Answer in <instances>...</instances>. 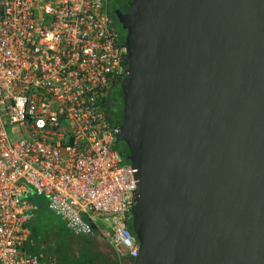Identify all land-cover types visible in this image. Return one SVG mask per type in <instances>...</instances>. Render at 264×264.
<instances>
[{
  "label": "water",
  "instance_id": "95a60500",
  "mask_svg": "<svg viewBox=\"0 0 264 264\" xmlns=\"http://www.w3.org/2000/svg\"><path fill=\"white\" fill-rule=\"evenodd\" d=\"M117 18L131 264H264V0H132Z\"/></svg>",
  "mask_w": 264,
  "mask_h": 264
},
{
  "label": "built area",
  "instance_id": "2783aa9c",
  "mask_svg": "<svg viewBox=\"0 0 264 264\" xmlns=\"http://www.w3.org/2000/svg\"><path fill=\"white\" fill-rule=\"evenodd\" d=\"M107 0H0V264H41L24 250L44 197L75 235L95 220L128 259L136 169L118 149L109 96L126 76L125 38ZM103 231V230H102Z\"/></svg>",
  "mask_w": 264,
  "mask_h": 264
},
{
  "label": "trees",
  "instance_id": "16d2710c",
  "mask_svg": "<svg viewBox=\"0 0 264 264\" xmlns=\"http://www.w3.org/2000/svg\"><path fill=\"white\" fill-rule=\"evenodd\" d=\"M122 96V92L120 93ZM111 120L114 123L120 124L122 120V108L117 116L113 114ZM122 148L118 146L119 151L125 156L128 154L126 145L123 142H119ZM119 145V144H118ZM128 162V161H127ZM29 202L36 205L34 212V218L26 225L28 231V239L24 245V250L31 255L36 256L41 264H46L47 258L42 252V241L48 240L49 237H54V254H50V257H54L57 252V245L65 249V253L68 257V264H120L123 260L115 262L113 257L104 255L98 250L97 244L94 243L93 238L83 241L79 239V235H75L70 232L64 222L48 209V202L44 197H36L31 195ZM128 227L131 233L134 235L131 229V219L128 220ZM49 230L50 235L45 236V231ZM135 236V235H134ZM46 240V243H47ZM56 247V248H55ZM48 263V262H47Z\"/></svg>",
  "mask_w": 264,
  "mask_h": 264
},
{
  "label": "rangeland",
  "instance_id": "374dc122",
  "mask_svg": "<svg viewBox=\"0 0 264 264\" xmlns=\"http://www.w3.org/2000/svg\"><path fill=\"white\" fill-rule=\"evenodd\" d=\"M108 1V0H107ZM117 28L122 32L123 30H122V28H121V26L120 25H118L117 26ZM57 216V215H56ZM60 218V217H59ZM83 219L87 222V223H90V225L93 223L94 224V227H93V232H94V236H95V238H96V243H97V246H98V250L102 253V254H104V255H108L109 256V254H107L108 253V251H106V250H110L112 247L107 243V239L104 237V235H103V232H107V231H109V229H108V227L105 225V224H103L101 221H99V220H95L94 222H90L86 217H83ZM103 230V231H102ZM50 235V231L49 230H46L45 231V236H46V238H47V236H49ZM91 236L90 235H80L79 236V239H81V240H83V241H86V240H88V238H90ZM54 237H49L48 238V240H47V243H46V240L44 241H42V252H43V254L46 256V259L47 258H50V259H47V261H46V264H68V257H67V255H66V253L64 252L65 251V249H63V251H62V247H59V245L58 244H56L57 246V252H56V254L54 255V257H52V259H51V257H50V254H54L53 252H54V245H52V244H54L53 242H54ZM98 240V241H97ZM55 247V248H56ZM113 248L115 249L116 247L115 246H113ZM118 257H119V260H123V256H121V255H118ZM48 262V263H47ZM124 262H122V264H123ZM124 264H128V263H124Z\"/></svg>",
  "mask_w": 264,
  "mask_h": 264
},
{
  "label": "flooded vegetation",
  "instance_id": "af4514ba",
  "mask_svg": "<svg viewBox=\"0 0 264 264\" xmlns=\"http://www.w3.org/2000/svg\"><path fill=\"white\" fill-rule=\"evenodd\" d=\"M131 1L132 0H108V1H106V9H107L109 15L112 17L116 26L120 25L119 20L117 18V12H120L121 14H125L129 8V4ZM121 36L123 38L126 37L125 30H123L121 32ZM121 92H122L121 91V83L117 82L114 85V87L112 88V91H111L110 96H109V116L110 117L113 116V114H116L118 116L120 113V109L122 108V104H123V95L122 96L120 95ZM112 122L114 123V121H112ZM118 144H119V147L122 148L121 143H118ZM92 237H94L93 238L94 243L97 244L95 236H92ZM107 243H108V241H107ZM111 247L112 248L110 250H106V251H108L107 254H109V256L113 257L115 262L118 263V260H119L118 255H120V254L116 249L113 248V246H111ZM122 262L131 264L132 261L130 259H128V257L126 256V253H125V255L123 256ZM122 262L120 264H122Z\"/></svg>",
  "mask_w": 264,
  "mask_h": 264
},
{
  "label": "crops",
  "instance_id": "0c3cea01",
  "mask_svg": "<svg viewBox=\"0 0 264 264\" xmlns=\"http://www.w3.org/2000/svg\"><path fill=\"white\" fill-rule=\"evenodd\" d=\"M71 232V231H70Z\"/></svg>",
  "mask_w": 264,
  "mask_h": 264
}]
</instances>
